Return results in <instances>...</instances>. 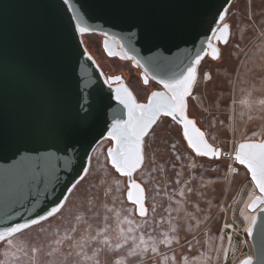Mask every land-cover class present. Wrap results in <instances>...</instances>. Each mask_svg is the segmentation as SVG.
<instances>
[{
	"label": "water",
	"instance_id": "95a60500",
	"mask_svg": "<svg viewBox=\"0 0 264 264\" xmlns=\"http://www.w3.org/2000/svg\"><path fill=\"white\" fill-rule=\"evenodd\" d=\"M234 1L0 0V235L30 225L0 244L61 213L73 185L88 174L96 148L110 141L112 122L127 119L114 99L115 90L127 85L121 76L105 75L83 36L101 37L108 58L131 63L143 86L164 92L158 81L178 77L197 54L198 72L206 59H220H212V52L221 56L225 45L217 37L225 26L230 29L226 18ZM81 27L89 31L81 33ZM224 38L229 42V30ZM222 158L230 154L221 151ZM142 167L132 177L120 176L127 191L132 181L144 189L135 180ZM132 192L135 199L137 189ZM252 200L246 234L253 255L239 264H264V204L251 207ZM143 207L148 214L146 200ZM54 209L59 211L48 217ZM34 219L40 223L32 225Z\"/></svg>",
	"mask_w": 264,
	"mask_h": 264
},
{
	"label": "rangeland",
	"instance_id": "374dc122",
	"mask_svg": "<svg viewBox=\"0 0 264 264\" xmlns=\"http://www.w3.org/2000/svg\"><path fill=\"white\" fill-rule=\"evenodd\" d=\"M226 23L229 42L218 61L201 64L187 111L230 158L196 157L180 128L161 118L135 176L148 209L139 218L126 202L125 179L108 165L112 144L103 142L61 213L0 244V264H239L252 257L242 214L257 192L231 155L241 142L264 141V0H235ZM101 39L85 35L83 43L105 74L121 76L146 102L158 88L143 86L131 63L108 58Z\"/></svg>",
	"mask_w": 264,
	"mask_h": 264
},
{
	"label": "snow or ice",
	"instance_id": "6c2138e0",
	"mask_svg": "<svg viewBox=\"0 0 264 264\" xmlns=\"http://www.w3.org/2000/svg\"><path fill=\"white\" fill-rule=\"evenodd\" d=\"M221 20L223 17H220ZM225 30H229L228 26L220 31L217 40L225 46L228 44V39L224 38ZM79 32L85 33L89 29L81 27ZM203 50V49H202ZM220 54L213 49L212 59H218ZM201 56L196 55L194 61L188 65L186 70L178 77L172 80H160L159 84L165 89L164 92L153 91L146 97L145 103H138L137 97L127 86L117 88L114 99L126 110L127 119H116L112 122L110 135L107 137L113 144L114 148L108 151V163L118 176L132 177L142 165L144 160V142L146 138L155 130V127L161 123V118L164 121H175L181 126L183 140L187 143L192 152L200 157L217 159L221 158V150L214 148L207 139V134L196 127L195 122L189 118L187 107L188 101L193 97L195 83L200 78V73L193 65H199ZM205 79H211L210 73L204 74ZM119 80V78H117ZM144 84H148V80H144ZM175 148V145H172ZM234 161L246 170L247 176L250 177V182L254 183L259 195L251 202V207H255L258 203L264 204V143H240L235 147ZM85 176L80 178L78 183L83 182ZM77 185H73L75 191ZM137 189L135 199H133L132 189ZM127 200L130 204L136 206V214L143 217L147 215L146 208L143 204L146 200L144 189L132 181L128 185ZM62 207V206H61ZM59 209H54L48 213L51 217ZM153 211L155 209L153 208ZM48 217L41 216L40 221ZM38 220H32V225L40 223ZM30 225H16L7 229L5 234L0 235V239L12 236L22 230L29 228ZM176 231V229H172ZM251 232V229H249ZM143 243V241H141ZM142 251L147 252L145 248ZM152 252L156 249L153 247ZM242 264H251L245 260Z\"/></svg>",
	"mask_w": 264,
	"mask_h": 264
},
{
	"label": "bare ground",
	"instance_id": "6f19581e",
	"mask_svg": "<svg viewBox=\"0 0 264 264\" xmlns=\"http://www.w3.org/2000/svg\"><path fill=\"white\" fill-rule=\"evenodd\" d=\"M82 41H83V38H82ZM254 198V197H253ZM252 198V199H253ZM252 199H250V201L252 200ZM249 201V202H250ZM249 204V203H248ZM247 204V205H248ZM246 210H247V206H246ZM247 212L249 213V214H252V213H250L248 210H247ZM246 211L245 212H243V214H242V219L244 220V222H245V224H246V226H248L249 224H251V222H252V220H253V217H254V214H252L253 215V217H252V220H251V217H250V215L247 213ZM251 215V216H252ZM251 221V222H250ZM250 226V225H249ZM248 226V227H249ZM248 227H247V229H248ZM246 229V230H247Z\"/></svg>",
	"mask_w": 264,
	"mask_h": 264
},
{
	"label": "flooded vegetation",
	"instance_id": "af4514ba",
	"mask_svg": "<svg viewBox=\"0 0 264 264\" xmlns=\"http://www.w3.org/2000/svg\"><path fill=\"white\" fill-rule=\"evenodd\" d=\"M101 44H102V39H101ZM102 48V47H101ZM87 49V47H86ZM104 52V51H103ZM90 53V52H89ZM94 58V57H93ZM95 59V58H94ZM111 59H116V58H111ZM118 60V59H117ZM97 62V61H96ZM140 73V72H139ZM106 76H110V77H113V76H116V75H109V74H105Z\"/></svg>",
	"mask_w": 264,
	"mask_h": 264
}]
</instances>
